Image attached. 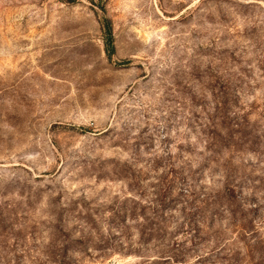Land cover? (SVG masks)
<instances>
[{"label": "rangeland", "instance_id": "obj_1", "mask_svg": "<svg viewBox=\"0 0 264 264\" xmlns=\"http://www.w3.org/2000/svg\"><path fill=\"white\" fill-rule=\"evenodd\" d=\"M98 1L0 0V264H264V0Z\"/></svg>", "mask_w": 264, "mask_h": 264}, {"label": "trees", "instance_id": "obj_2", "mask_svg": "<svg viewBox=\"0 0 264 264\" xmlns=\"http://www.w3.org/2000/svg\"><path fill=\"white\" fill-rule=\"evenodd\" d=\"M68 1H74V0H68ZM94 1V0H92ZM102 0H99L97 3V5L99 6ZM95 5V2H93ZM101 7V6H100ZM103 28H104V32H105V37H106V46H107V50L109 53H111V49H112V39H113V31L112 28L109 24L108 19L104 18V22H103Z\"/></svg>", "mask_w": 264, "mask_h": 264}]
</instances>
